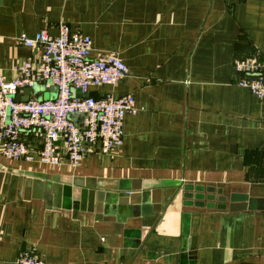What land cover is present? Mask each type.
I'll list each match as a JSON object with an SVG mask.
<instances>
[{
  "label": "crops",
  "instance_id": "0c3cea01",
  "mask_svg": "<svg viewBox=\"0 0 264 264\" xmlns=\"http://www.w3.org/2000/svg\"><path fill=\"white\" fill-rule=\"evenodd\" d=\"M61 22L128 68L89 94L137 111L76 166L0 155V264H264V98L233 67L264 57V0H0V77L38 59L17 35Z\"/></svg>",
  "mask_w": 264,
  "mask_h": 264
},
{
  "label": "built area",
  "instance_id": "2783aa9c",
  "mask_svg": "<svg viewBox=\"0 0 264 264\" xmlns=\"http://www.w3.org/2000/svg\"><path fill=\"white\" fill-rule=\"evenodd\" d=\"M15 42L38 49L39 55L37 61L19 62L10 81L0 77V155L51 166L67 161L76 166L89 152L118 150L124 116L137 111L134 97L89 94L91 88L114 86L127 77L128 68L118 55L103 52L91 57V39L63 22L55 36L40 30L34 37L17 35ZM233 67L240 76L239 86L264 98V57L235 58ZM33 86L41 93L50 89L55 93L41 100L32 94L25 101L16 100ZM28 132L40 133L39 145L22 139ZM12 264L45 262L34 251L21 250Z\"/></svg>",
  "mask_w": 264,
  "mask_h": 264
},
{
  "label": "water",
  "instance_id": "95a60500",
  "mask_svg": "<svg viewBox=\"0 0 264 264\" xmlns=\"http://www.w3.org/2000/svg\"><path fill=\"white\" fill-rule=\"evenodd\" d=\"M38 92V88H37V86H33V87H31V88H25L24 90H23V93H22V95H20V96H16V100H18V101H25V100H27L28 99V97H29V95L30 94H32V95H35V97L38 99V100H41V99H39L38 97H37V93ZM88 96V94H85L84 95V97H87ZM43 98H45V97H43Z\"/></svg>",
  "mask_w": 264,
  "mask_h": 264
},
{
  "label": "rangeland",
  "instance_id": "374dc122",
  "mask_svg": "<svg viewBox=\"0 0 264 264\" xmlns=\"http://www.w3.org/2000/svg\"><path fill=\"white\" fill-rule=\"evenodd\" d=\"M38 94H37V97L39 98V99H41V98H43V97H45V95H44V93L42 92H37Z\"/></svg>",
  "mask_w": 264,
  "mask_h": 264
}]
</instances>
